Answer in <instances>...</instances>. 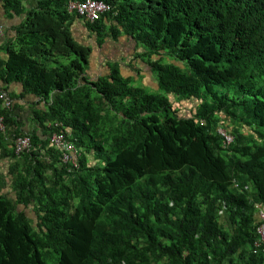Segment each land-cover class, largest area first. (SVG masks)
<instances>
[{
	"label": "trees",
	"instance_id": "obj_1",
	"mask_svg": "<svg viewBox=\"0 0 264 264\" xmlns=\"http://www.w3.org/2000/svg\"><path fill=\"white\" fill-rule=\"evenodd\" d=\"M70 1L40 0L0 55V79L38 98L33 131L0 99V264H264V0H104L93 22ZM108 46L133 74L93 75Z\"/></svg>",
	"mask_w": 264,
	"mask_h": 264
},
{
	"label": "crops",
	"instance_id": "obj_2",
	"mask_svg": "<svg viewBox=\"0 0 264 264\" xmlns=\"http://www.w3.org/2000/svg\"><path fill=\"white\" fill-rule=\"evenodd\" d=\"M39 1L40 0H21L23 6H25V12L12 15V11H10V9L6 8L5 6L6 0H0V27L3 26V31L0 32V55L4 59L8 58L6 47L9 39L11 37H14L16 34L14 27L19 25L24 19H26L27 14L32 11V9L38 4ZM72 30L73 33L81 41L85 40L86 36H88L89 33V31L84 27L81 18H76V20L72 24ZM86 42L88 44H93L94 40L88 39ZM109 50L112 53H109ZM107 52V55H104L100 50L99 53L98 51L97 53L95 52L92 59V66H94L93 75H99L101 69H104L103 71L107 72L108 67L106 66V64L109 60H117L122 66L121 70L123 73H134V70L130 66L126 67L127 64L129 65V63L132 61L130 56H123L120 54L121 52L113 51L109 46L107 48ZM144 68L146 70V78L152 80V74L150 73L149 68L145 66ZM1 89L7 90L3 92L13 97V103L15 104V114L18 115V117L22 120L24 130L33 131L36 128V123L31 119L33 116L32 110L35 108L34 103L38 100V98L34 95H28L22 96L18 99L16 95H19L23 91V84L21 82H13L11 84H7L2 79H0V91ZM0 161V188L5 187L3 190L8 191L12 189L11 186L13 179L8 175V173L10 170V165L13 164L14 161L4 157H2Z\"/></svg>",
	"mask_w": 264,
	"mask_h": 264
},
{
	"label": "built area",
	"instance_id": "obj_3",
	"mask_svg": "<svg viewBox=\"0 0 264 264\" xmlns=\"http://www.w3.org/2000/svg\"><path fill=\"white\" fill-rule=\"evenodd\" d=\"M70 9L76 10L77 13L82 16L86 17L89 20L96 21L98 20L102 14H104L107 11L111 10V5L106 3L104 0H71L70 1ZM3 31V27H0V32ZM0 99L3 100V103L5 106L10 107L13 103V100L9 97V95L5 92L0 93ZM6 131V124L4 121V117L0 115V134L4 133ZM69 133V131H65ZM64 131L56 132L54 134L50 135V141L63 149L64 155H63V162L67 163L73 162L74 164H77V157H78V150L76 149L75 145L71 143L70 141H67L65 139V133ZM225 135V133H224ZM226 139L230 142L231 137L226 135ZM31 146V137L29 135L20 136L17 137L15 140V150L18 154L24 152ZM66 151H70L66 152ZM3 156V148L1 145L0 140V158ZM261 218L263 221L258 226V234L259 239L255 243L254 252H261L264 254V212H261Z\"/></svg>",
	"mask_w": 264,
	"mask_h": 264
},
{
	"label": "rangeland",
	"instance_id": "obj_4",
	"mask_svg": "<svg viewBox=\"0 0 264 264\" xmlns=\"http://www.w3.org/2000/svg\"><path fill=\"white\" fill-rule=\"evenodd\" d=\"M147 81H148V79H147ZM169 98H171V99H173V96H169ZM192 105V104H191ZM190 105V106H191ZM182 114H184V115H189L190 113H189V108L188 109H186V110H184L183 112H182ZM2 188V187H1ZM0 188V191L2 190V191H5V190H3L5 187H3L2 189ZM27 212H28V215L31 217V218H35V215H34V213L30 210V209H28L27 210Z\"/></svg>",
	"mask_w": 264,
	"mask_h": 264
},
{
	"label": "clouds",
	"instance_id": "obj_5",
	"mask_svg": "<svg viewBox=\"0 0 264 264\" xmlns=\"http://www.w3.org/2000/svg\"><path fill=\"white\" fill-rule=\"evenodd\" d=\"M220 131L224 134V133H226V131L225 130H223V129H220ZM228 136H230L231 137V141L233 140V138H232V136L231 135H228ZM226 138V137H225ZM228 141V140H227ZM230 141V142H231ZM264 212V211H263Z\"/></svg>",
	"mask_w": 264,
	"mask_h": 264
}]
</instances>
